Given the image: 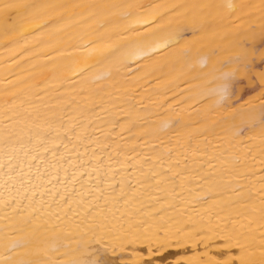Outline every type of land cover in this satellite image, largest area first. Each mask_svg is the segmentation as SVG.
Here are the masks:
<instances>
[{
    "label": "bare ground",
    "instance_id": "obj_1",
    "mask_svg": "<svg viewBox=\"0 0 264 264\" xmlns=\"http://www.w3.org/2000/svg\"><path fill=\"white\" fill-rule=\"evenodd\" d=\"M0 264H264V0H0Z\"/></svg>",
    "mask_w": 264,
    "mask_h": 264
},
{
    "label": "rangeland",
    "instance_id": "obj_2",
    "mask_svg": "<svg viewBox=\"0 0 264 264\" xmlns=\"http://www.w3.org/2000/svg\"><path fill=\"white\" fill-rule=\"evenodd\" d=\"M242 82H244V81H242ZM257 88H258L257 84H254V86L248 85L247 83L243 84V90H242L241 98H245L246 96L250 95V93L252 94L253 91L256 92Z\"/></svg>",
    "mask_w": 264,
    "mask_h": 264
}]
</instances>
